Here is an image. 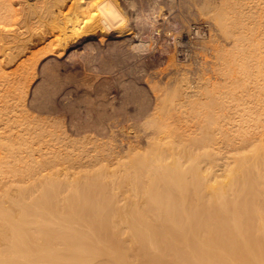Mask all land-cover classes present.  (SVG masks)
I'll return each mask as SVG.
<instances>
[{
	"label": "bare ground",
	"instance_id": "1",
	"mask_svg": "<svg viewBox=\"0 0 264 264\" xmlns=\"http://www.w3.org/2000/svg\"><path fill=\"white\" fill-rule=\"evenodd\" d=\"M43 1L24 0L23 7L40 6ZM66 1L58 0L57 8ZM249 1L232 4L230 10L225 7L232 16L227 18L230 21H221L220 27V32L236 37V52L230 59L239 62L241 78L223 71V77L236 87L222 94L221 108L211 102L190 105L189 111L199 120L190 133L205 138L185 134V139L184 132L175 133L183 151L179 149L172 163H166L164 149L158 147L150 156H139L133 165L113 173L57 170L42 174L56 165L57 157L26 159L28 143L14 131L21 125L15 120L20 117L11 116L19 107L22 113V105L18 102L7 113L0 112V264H264V40L248 39L264 37V29L259 34L260 30L249 27L250 17L255 27L264 25V20H257L254 10L250 13L249 7L254 6H245ZM112 2L103 4L108 7ZM17 5L16 0H0V24L12 27ZM119 12L99 8L92 14L88 9L85 26L94 27L91 22L97 19L100 25H115L120 22ZM76 21L69 29L74 36L80 33ZM247 40L252 48L246 47ZM26 68L22 65L24 73H28ZM10 83L6 87L0 83V102L5 104L16 97L11 89L23 90L20 82ZM204 91L207 96L216 95L208 87ZM174 103L160 108L162 119L156 129L161 139L174 135L169 119H183H175L179 109ZM214 145H223L226 155L215 158L212 153H199ZM183 155L191 162L188 171ZM31 180L35 184L25 186ZM12 183L17 184L8 186ZM63 184L70 187V194L61 199Z\"/></svg>",
	"mask_w": 264,
	"mask_h": 264
},
{
	"label": "rangeland",
	"instance_id": "2",
	"mask_svg": "<svg viewBox=\"0 0 264 264\" xmlns=\"http://www.w3.org/2000/svg\"><path fill=\"white\" fill-rule=\"evenodd\" d=\"M23 1L16 0L18 12L12 27L0 24V79L3 77L0 83L6 87L7 82H20L23 90L11 89L16 97L6 104L0 102V112L7 113L18 102L17 105H22L24 111L19 113V107L11 116L20 117L15 120L21 125L14 131L28 143L29 148L24 153L26 159L31 162L57 157L56 165L42 174H54L57 170L113 173L115 169L133 165L139 156H150L158 147L164 149L166 163H172L177 153L183 151L176 142L179 141L176 138L178 132L180 135L184 132V137L191 134L205 138L195 131V135L190 133L199 121L190 105L211 102L221 108L222 94L228 93L232 86L236 87L230 78L223 77V71L228 70L241 78L239 62L230 59L236 52V37L220 32L224 25L221 21L224 23L232 16L225 9L230 10L241 0H113L108 7L103 4L105 0H67L59 4L60 8H57L58 0H51L52 4L44 0L40 6L32 8L23 7L26 5ZM249 2L245 6L255 7H249L250 13L254 10L255 18L263 21L264 3L260 0ZM228 4L233 5L229 8ZM99 8L115 10L117 14L120 11V22L108 27L95 19L91 22L94 27L85 26L88 9L94 14ZM250 18L249 27L260 30V34L264 25L255 27ZM245 19L247 17L243 21ZM75 21L80 27L77 36L70 31ZM66 26L69 27L63 28ZM261 36L248 39L262 42L264 37ZM252 46L247 40L246 47ZM22 65L29 67L26 68L28 73L23 72ZM16 73L21 74L18 75L20 79L16 78ZM205 87L215 91L216 95L207 96ZM171 102L179 109V117L175 119H183L181 122L169 119L168 128H174L171 130L174 135L169 136L171 139H161L156 129L162 119L160 108ZM222 147H204L206 149L202 148L199 153H212L215 158L225 156L227 150ZM183 156L184 169L188 171L191 162L188 156ZM91 159L96 161L91 162ZM75 165L78 167L74 168ZM7 180L11 182L12 178ZM16 184L8 186L15 187ZM32 184H35L34 180L27 181L25 186ZM68 187L63 184L59 198L70 194ZM62 190L67 191L66 195Z\"/></svg>",
	"mask_w": 264,
	"mask_h": 264
}]
</instances>
